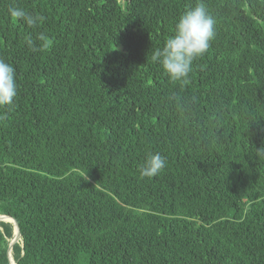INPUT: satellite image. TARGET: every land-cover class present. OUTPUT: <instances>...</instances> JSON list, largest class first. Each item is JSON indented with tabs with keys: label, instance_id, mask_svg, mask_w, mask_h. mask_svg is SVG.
Wrapping results in <instances>:
<instances>
[{
	"label": "trees",
	"instance_id": "obj_1",
	"mask_svg": "<svg viewBox=\"0 0 264 264\" xmlns=\"http://www.w3.org/2000/svg\"><path fill=\"white\" fill-rule=\"evenodd\" d=\"M198 0H0V216L16 264H264V0H203L189 83L153 61ZM20 7L44 17L31 29ZM52 41L33 52L24 37ZM166 158L156 177L147 153ZM14 228L0 222V264Z\"/></svg>",
	"mask_w": 264,
	"mask_h": 264
},
{
	"label": "clouds",
	"instance_id": "obj_2",
	"mask_svg": "<svg viewBox=\"0 0 264 264\" xmlns=\"http://www.w3.org/2000/svg\"><path fill=\"white\" fill-rule=\"evenodd\" d=\"M10 17L21 21L31 29H38L44 20L40 14L30 13L20 7L8 9ZM216 21L206 8L203 0L187 9L179 18L174 34L168 38L162 50L153 55L169 79L181 85L189 83L194 61L203 57L215 39ZM25 45L33 52L46 51L52 44L45 32H37L24 37ZM18 96V83L15 67L0 57V110L10 109ZM256 156L264 159V146L256 148ZM166 167V158L159 153L149 152L139 169L143 178H153Z\"/></svg>",
	"mask_w": 264,
	"mask_h": 264
},
{
	"label": "water",
	"instance_id": "obj_3",
	"mask_svg": "<svg viewBox=\"0 0 264 264\" xmlns=\"http://www.w3.org/2000/svg\"><path fill=\"white\" fill-rule=\"evenodd\" d=\"M7 221V223H10L13 225L14 232H13V239L10 241L7 252H6V259H7V264H10V255H12V249L13 247L18 244L21 241V231H20V224L19 222L10 216H0V222L2 221ZM14 264H16L14 262Z\"/></svg>",
	"mask_w": 264,
	"mask_h": 264
},
{
	"label": "bare ground",
	"instance_id": "obj_4",
	"mask_svg": "<svg viewBox=\"0 0 264 264\" xmlns=\"http://www.w3.org/2000/svg\"><path fill=\"white\" fill-rule=\"evenodd\" d=\"M7 221H9V220H7ZM7 221L5 220V221H2V222L7 223ZM10 264H14L12 255H10Z\"/></svg>",
	"mask_w": 264,
	"mask_h": 264
},
{
	"label": "rangeland",
	"instance_id": "obj_5",
	"mask_svg": "<svg viewBox=\"0 0 264 264\" xmlns=\"http://www.w3.org/2000/svg\"><path fill=\"white\" fill-rule=\"evenodd\" d=\"M14 261V260H13Z\"/></svg>",
	"mask_w": 264,
	"mask_h": 264
}]
</instances>
